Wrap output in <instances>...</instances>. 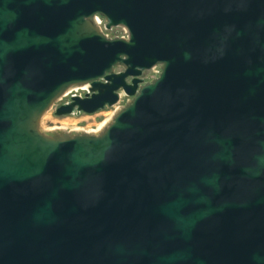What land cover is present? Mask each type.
Returning <instances> with one entry per match:
<instances>
[{
	"label": "water",
	"instance_id": "water-1",
	"mask_svg": "<svg viewBox=\"0 0 264 264\" xmlns=\"http://www.w3.org/2000/svg\"><path fill=\"white\" fill-rule=\"evenodd\" d=\"M0 264H264V0H0Z\"/></svg>",
	"mask_w": 264,
	"mask_h": 264
},
{
	"label": "rangeland",
	"instance_id": "rangeland-1",
	"mask_svg": "<svg viewBox=\"0 0 264 264\" xmlns=\"http://www.w3.org/2000/svg\"><path fill=\"white\" fill-rule=\"evenodd\" d=\"M121 31L122 30L120 28H113L110 31V33L118 34L121 33ZM157 70L160 71L159 65L157 68L153 70L149 69L144 71L141 77L144 79V81H150L151 79L158 76ZM78 92H82V89H79L77 91L74 90L66 95L60 96L59 99L54 102L52 107L49 108V110L42 116L40 121L41 127L52 128L57 126H65L68 128V130H71L73 128H81L85 130L94 129V128L96 129L98 124L104 121L105 118H107L109 114L113 113V111L115 110V108L112 106V107H106L103 110L92 114H86L82 112L79 115L70 114V115L57 116L54 114L55 107H57L65 100H67L72 93H78ZM128 98H129L128 96L122 94L120 101L116 105L118 106L123 105Z\"/></svg>",
	"mask_w": 264,
	"mask_h": 264
},
{
	"label": "bare ground",
	"instance_id": "bare-ground-1",
	"mask_svg": "<svg viewBox=\"0 0 264 264\" xmlns=\"http://www.w3.org/2000/svg\"><path fill=\"white\" fill-rule=\"evenodd\" d=\"M97 20V19H96ZM88 87L87 84H83V85H74V86H71L69 87L62 95H66L74 90H79V89H86ZM61 95V96H62ZM115 108V110L113 111V113L109 114V116L107 118H105L104 121H102L101 123L98 124L97 128L95 129H88V130H85V129H81V128H73L71 129L72 132H75V131H86V132H89V133H98L99 131H101L105 125L112 119L114 113L119 109V106L118 105H115L113 106ZM108 114V113H106ZM44 131H47V132H62V131H66L68 130L67 127L65 126H57V127H52V128H43L41 127Z\"/></svg>",
	"mask_w": 264,
	"mask_h": 264
},
{
	"label": "built area",
	"instance_id": "built-area-1",
	"mask_svg": "<svg viewBox=\"0 0 264 264\" xmlns=\"http://www.w3.org/2000/svg\"><path fill=\"white\" fill-rule=\"evenodd\" d=\"M96 19H97V23L99 24V26L101 27V29L103 30V32L107 35V36H110V37H113V36H126V34H127V32H126V30H125V28H123V27H113V28H120L122 31H121V33H113V34H111L110 33V31L113 29V28H111V29H106L105 27H104V18H102L101 16H96ZM158 67V65H155V66H153L151 69L153 70V69H155V68H157ZM157 72L159 73V70H157ZM87 92V89H82V92H78V93H72L70 96H72V95H79V96H84V94ZM70 96H69V98L67 99V100H65L63 103H65V102H68L69 100H70Z\"/></svg>",
	"mask_w": 264,
	"mask_h": 264
}]
</instances>
